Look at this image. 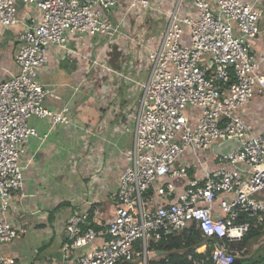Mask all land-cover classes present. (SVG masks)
Segmentation results:
<instances>
[{"label": "built area", "instance_id": "obj_1", "mask_svg": "<svg viewBox=\"0 0 264 264\" xmlns=\"http://www.w3.org/2000/svg\"><path fill=\"white\" fill-rule=\"evenodd\" d=\"M184 1L166 8L158 0H0V31L24 26L15 55L18 73L0 82V264H17L3 246L18 238L8 212L13 193L24 186L21 157L30 138L48 136L30 119L73 125L69 105L54 111L45 103L52 91L39 77L50 48H64L76 34L111 44L126 15L137 9L145 20L148 12L163 21V28L156 45L141 41L139 47L146 55L134 71L144 80L135 81L141 93L133 128L124 124L133 145L122 152L126 164L113 218L95 230L87 212L70 217L60 264H118L139 257L148 264L151 243L191 224L208 241L216 240L210 252L205 242L188 255L193 264H234L238 250L232 243L249 233L252 221L264 224V130L239 113L264 93V54H252L248 43L261 32L262 0H189L191 10L182 13ZM20 5L34 7L40 17L21 18ZM116 9H124L118 23ZM228 139L240 146L206 165L205 154Z\"/></svg>", "mask_w": 264, "mask_h": 264}, {"label": "crops", "instance_id": "obj_2", "mask_svg": "<svg viewBox=\"0 0 264 264\" xmlns=\"http://www.w3.org/2000/svg\"><path fill=\"white\" fill-rule=\"evenodd\" d=\"M158 1L166 8L173 7L175 2ZM191 6L185 0L181 12L191 10ZM259 7L264 11V0ZM20 8L21 18L27 21L30 16L40 17L34 7ZM123 14L124 9L114 10V21L118 23ZM23 28L20 24L0 31V82L18 73L15 55ZM260 29V34L248 41L252 54L258 57L264 54V18ZM150 35L146 28L143 37L150 41ZM72 36L64 48H50L49 63L39 77L52 91L45 99L46 105L54 111L69 105L73 125L53 126L48 119L39 118L29 121L41 135L48 136L30 138L20 160L24 186L13 193L8 212L18 238L3 246L4 254L15 257L17 264L62 263L66 223L74 215L87 212L91 215L90 227L105 229L113 218L114 193L126 164L122 152L133 145V133L126 132L124 124L133 128L132 116L141 93L135 81L144 80L143 74L137 77L134 69L139 57H145V51L139 53L134 36L126 41L118 36L111 44L103 38L99 42L92 37L79 41ZM114 58L116 67L109 63ZM96 61L100 64L94 66ZM101 63L111 71L100 67ZM239 113L257 130H264V93H257L240 107ZM241 259L250 263L249 256Z\"/></svg>", "mask_w": 264, "mask_h": 264}, {"label": "trees", "instance_id": "obj_3", "mask_svg": "<svg viewBox=\"0 0 264 264\" xmlns=\"http://www.w3.org/2000/svg\"><path fill=\"white\" fill-rule=\"evenodd\" d=\"M124 59H126V57ZM109 63L112 67L117 66L115 58L110 59ZM109 71L111 70H108L107 72ZM90 217L91 215L89 218ZM91 226L95 227V225ZM214 241L216 240L210 239L208 241L203 237L197 226L195 224H191L184 230L171 235L167 239L151 243L149 249L152 251V257L149 259L148 264H193V262L188 259V255L190 253H194V249L202 246L205 242H208V252H210L215 247ZM257 244L258 246H256L252 254L250 252L251 246ZM232 248L238 250V258L249 256V264H264V224H255V222L252 221L249 233L242 240L232 243ZM195 257L199 261L202 260V256L199 254L195 255ZM141 262L142 258L139 257L134 261H124L118 264H141ZM207 262L209 263L208 260Z\"/></svg>", "mask_w": 264, "mask_h": 264}, {"label": "rangeland", "instance_id": "obj_4", "mask_svg": "<svg viewBox=\"0 0 264 264\" xmlns=\"http://www.w3.org/2000/svg\"><path fill=\"white\" fill-rule=\"evenodd\" d=\"M27 12V10H25ZM147 17H149V19L146 20L144 19V14L143 12L139 13L138 9L134 12H129L126 17L125 20L123 22H121L120 24V31L118 34V39H123L122 41H126L127 38H132L131 36H134L135 39V43H136V48L139 49L141 41L142 44L145 45L146 42L148 41V37L145 39V37H143L146 28L148 29V31L151 33V42L152 44L156 45L159 42L160 36L159 33L163 28V21L159 20V21H155L154 18L148 14ZM152 20V21H151ZM151 21V22H149ZM73 39L75 40H87L88 38H91L92 36H88L85 34H76L72 36ZM94 38L97 42H99L100 37H92ZM91 38V40H92ZM104 39V38H103ZM95 41H92V43L94 44ZM102 42H104L103 40L100 42V44H102ZM182 43L187 45L188 44V35L186 34L183 39H182ZM134 45V43H133ZM115 55V54H114ZM116 63V62H115ZM215 157V155L213 154L212 151H209L205 154V162L206 165L211 166V161L213 160V158ZM150 241V239H149ZM263 242V240H262ZM261 242V243H262ZM257 245L251 246V250L250 252L253 254V251L255 250ZM152 255V252H151ZM150 255V256H151ZM242 264H248L247 261L242 262Z\"/></svg>", "mask_w": 264, "mask_h": 264}, {"label": "water", "instance_id": "obj_5", "mask_svg": "<svg viewBox=\"0 0 264 264\" xmlns=\"http://www.w3.org/2000/svg\"><path fill=\"white\" fill-rule=\"evenodd\" d=\"M240 146V143L236 139H228L225 141H222L219 144H216L212 148V152L215 156H225L228 153H230L232 150L238 148ZM243 259L236 258L234 264H242Z\"/></svg>", "mask_w": 264, "mask_h": 264}]
</instances>
